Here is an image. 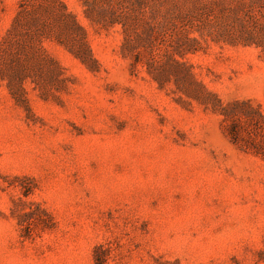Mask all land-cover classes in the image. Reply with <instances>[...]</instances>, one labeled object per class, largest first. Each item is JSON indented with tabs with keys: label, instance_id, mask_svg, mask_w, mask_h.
I'll use <instances>...</instances> for the list:
<instances>
[{
	"label": "rangeland",
	"instance_id": "1",
	"mask_svg": "<svg viewBox=\"0 0 264 264\" xmlns=\"http://www.w3.org/2000/svg\"><path fill=\"white\" fill-rule=\"evenodd\" d=\"M23 1L0 0L27 76L0 80V264H264V0H60L84 34Z\"/></svg>",
	"mask_w": 264,
	"mask_h": 264
},
{
	"label": "trees",
	"instance_id": "2",
	"mask_svg": "<svg viewBox=\"0 0 264 264\" xmlns=\"http://www.w3.org/2000/svg\"><path fill=\"white\" fill-rule=\"evenodd\" d=\"M42 1H45V0H42ZM79 1L81 2V4L83 6L87 7L88 9H91L89 3L92 0H79ZM112 1L113 0H107V4H112L111 3ZM31 2H32V0H24L23 1V3L20 6V12L18 13V18L26 15V13L28 12V6L32 5ZM40 3L41 4L37 5L36 9H38V12L36 14H39V16H42L41 14L48 10V6L50 4H58L61 7V9L65 12V15L69 16L72 19L73 24L77 27V30H79L82 34H84V30L78 26V24L75 21L74 17L72 15H70V14H66V8H65V6L63 5V3L60 0H49V1L46 0V2H40ZM33 12L35 13V11H33ZM120 12L121 13L118 14V18H114V20L113 19L110 20V22L108 24L109 26H113L116 23L124 24L123 22H121V20H123L122 18H126L127 13L129 12L128 13V15H129V14H131L133 12V10H131L128 6L127 7H123L122 6V10H120ZM18 18L16 17L15 20L19 21ZM126 19H129V18H126ZM30 24H31V26H34L36 28V34H37L36 25H39V31H38L37 36H38V38L41 41L42 40L43 41L44 40H54L59 45L65 46L64 44H67L66 42H62L61 40H59L60 39L59 36L57 37L52 32V27H53L52 24L50 22L46 21L44 18H42L41 20H38L36 18V20H33ZM31 26H28V27L31 28ZM152 29H153L152 26L151 27L148 26V30H147V34L146 35H148V33L152 32L153 31ZM136 37L140 38L139 35H137ZM7 38L5 39L6 41L4 42V44H6V46H8L9 50H14L15 51L14 56L16 58L20 57L22 49H19V47L15 46V45H17V39L12 41L11 39H9L10 37H7ZM85 52H86L87 56H90V51H89V48H88V46L86 44H85ZM76 55H77L78 58H80L78 56L79 54H76ZM154 75H157V74H154ZM26 77L27 76H20V75L16 76V74H13V72H10V70L8 71V70L4 69V64L0 61V80L1 81L7 80V83H8L9 86H13V85H15L14 83L17 82L18 83V88H17V90H15V92H17L19 90L20 93H24V89L22 87V82L26 79ZM157 77H159V75H157ZM10 89H12V88H10Z\"/></svg>",
	"mask_w": 264,
	"mask_h": 264
}]
</instances>
